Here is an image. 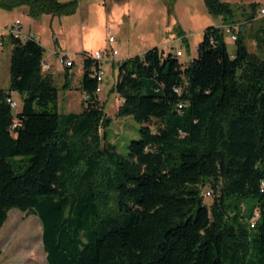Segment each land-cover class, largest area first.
Listing matches in <instances>:
<instances>
[{
  "label": "trees",
  "instance_id": "1",
  "mask_svg": "<svg viewBox=\"0 0 264 264\" xmlns=\"http://www.w3.org/2000/svg\"><path fill=\"white\" fill-rule=\"evenodd\" d=\"M205 2L232 30L238 9L259 19L258 52L233 30L230 53L224 28L208 25L188 63L159 46L115 62L117 114L141 124L127 153L102 132L112 122L98 90L103 60L80 53L83 108L64 111L55 75L43 69L46 47L36 34L10 33L0 229L12 208L38 215L47 264H264V15L255 2ZM79 4L0 0L35 18L73 14Z\"/></svg>",
  "mask_w": 264,
  "mask_h": 264
},
{
  "label": "rangeland",
  "instance_id": "2",
  "mask_svg": "<svg viewBox=\"0 0 264 264\" xmlns=\"http://www.w3.org/2000/svg\"><path fill=\"white\" fill-rule=\"evenodd\" d=\"M235 6L252 2L264 7V0H222ZM23 8L6 9L0 7V88H8L10 82L11 35L10 27L19 21L23 34L35 33L46 47L45 60H49L56 73L55 84L59 89V104L62 110L79 112L83 108L84 94L80 87H66L65 70L55 51L69 53L71 58L81 60L84 50L94 52L107 47L119 51L111 60H103L104 70L100 98L112 122L102 132H107L109 140L115 143L122 153L128 152V145L140 137L141 124L133 115H118L121 98L113 91L118 79L115 62L141 54L147 49L159 46L165 53H176L180 62L188 63L197 55V48L208 25L224 28L228 50L233 53L236 40L232 39L233 30H244L251 51L258 52L253 34L260 21H246L237 10L233 30L224 24L222 15L209 11L205 0H80L76 13L71 15L42 14L33 17ZM261 16V14H260ZM114 22V26H112ZM177 36L171 38L170 34ZM178 33H183L184 38ZM54 35L59 36L56 43ZM114 35L111 44L109 36ZM45 68V67H44ZM43 68V69H44ZM45 72L46 69H44ZM13 96L18 101L14 114L22 108V97L18 92ZM205 190L208 202L211 196ZM42 223L38 215L19 208H12L9 217L0 229V264H47L42 241Z\"/></svg>",
  "mask_w": 264,
  "mask_h": 264
},
{
  "label": "built area",
  "instance_id": "3",
  "mask_svg": "<svg viewBox=\"0 0 264 264\" xmlns=\"http://www.w3.org/2000/svg\"><path fill=\"white\" fill-rule=\"evenodd\" d=\"M260 13L262 15H264V7H261L260 9ZM10 33H15L17 35H22V36H27L25 34H23L21 32V25L19 23V21L15 22L14 24H12V26L10 27ZM174 36H172L173 38ZM232 39H236V34H232L231 35ZM109 41L111 42V44L115 41V36L114 35H110L109 36ZM178 55H180L182 53L181 50L177 51ZM118 54V50L116 48L112 47H107L104 49H97L94 52H91V55L93 56V58H96L98 60H111L112 58H114L116 55ZM59 59L61 60V62L65 65V66H74L75 64V59L71 58L69 56V54H58ZM84 55L80 54V58L83 62L84 59ZM103 75H104V71L101 70L98 74V79L99 80H103ZM98 90L100 91L101 89L98 88ZM9 101L12 103L13 106H17V101H15L14 99L9 98Z\"/></svg>",
  "mask_w": 264,
  "mask_h": 264
},
{
  "label": "crops",
  "instance_id": "4",
  "mask_svg": "<svg viewBox=\"0 0 264 264\" xmlns=\"http://www.w3.org/2000/svg\"><path fill=\"white\" fill-rule=\"evenodd\" d=\"M80 5V4H79ZM25 11L28 12V9L27 8H23ZM78 10V9H77ZM77 12V11H76ZM75 12V13H76ZM74 14V13H73ZM71 15V14H69ZM114 22H112L113 24ZM12 26V25H11ZM114 26V24L112 25ZM22 27V26H21ZM22 29V28H21ZM28 34H35V33H27L25 35H28ZM171 38L172 36H177L176 33H171L170 34ZM56 43H59V36L58 35H54L53 36ZM3 45V42H0V46ZM113 46V45H112ZM55 53L58 54L60 53L61 54V51H55ZM66 54H69V53H66ZM118 54H119V51H118ZM44 69H46L47 72H52L54 73V75H56L54 69H53V66L52 64L50 63V61L47 59L45 60V56H44ZM70 72L72 73V76H73V79H72V82H70L66 77L65 81L68 82V85L66 87L70 88L72 86H75V87H80L81 86V79H82V76H83V69H82V60H75V64L74 66L70 69Z\"/></svg>",
  "mask_w": 264,
  "mask_h": 264
}]
</instances>
